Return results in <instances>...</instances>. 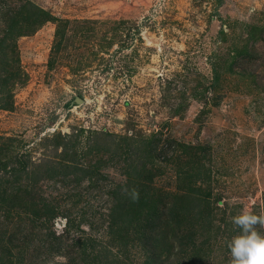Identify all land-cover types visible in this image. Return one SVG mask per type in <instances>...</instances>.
Segmentation results:
<instances>
[{"label":"rangeland","instance_id":"1","mask_svg":"<svg viewBox=\"0 0 264 264\" xmlns=\"http://www.w3.org/2000/svg\"><path fill=\"white\" fill-rule=\"evenodd\" d=\"M29 1L50 17L4 44L0 76H14L0 91V196L60 213L48 229L44 215L0 203V243L26 264H149L154 249L139 237L147 208L124 231L109 227L115 190L141 180L166 202L187 195L202 264H231L232 218L264 210V0ZM3 28L0 18V40ZM57 133L76 138L77 164L96 169L93 179L63 174L72 162ZM18 159L25 170L13 172ZM168 217L147 232L163 230L171 248L152 264L181 260L182 232Z\"/></svg>","mask_w":264,"mask_h":264},{"label":"trees","instance_id":"2","mask_svg":"<svg viewBox=\"0 0 264 264\" xmlns=\"http://www.w3.org/2000/svg\"><path fill=\"white\" fill-rule=\"evenodd\" d=\"M1 4H5L7 0H0ZM14 6L10 5L8 6L9 9H5L3 11L0 10V18L3 22V29L5 31L4 36L0 40V70L7 69L5 66V58L6 54L4 52V44H6L7 39H16L17 36L22 35L25 31V26H39L41 22H44L47 18L50 17V13L48 11L44 10L43 8H40L37 5H34L29 0H16L14 2ZM30 28V27H28ZM59 33V32H58ZM59 48V44L57 46ZM5 62H4V61ZM14 76V74L10 73L9 75H1L0 76V91H7L8 85L10 83L11 78ZM5 100H0V105L6 107V103L3 104ZM69 139L66 138V136H63L60 133L56 134L54 145L56 147H62L64 150L61 154L62 159L65 161H70L72 164H67L66 167H69L70 170H67L63 174L66 176L68 174H77L81 173V176H76V181H82L83 179H93L97 175V170L91 167H82L77 164V162L80 160L79 153L75 150V146L77 143L76 138L68 136ZM96 146V144H95ZM97 149L100 150V147L97 145ZM96 150V149H95ZM97 151V150H96ZM18 162H21V166L18 168L12 167L13 172H20L21 170H25V163L23 164V161L21 159H18ZM99 163V162H98ZM77 164V165H76ZM97 164V162L94 163V165ZM71 165L72 167H70ZM2 167L6 168L8 166V162H4L1 165ZM137 168L134 167L131 171V174L133 172H137V174H134L137 176V178L142 177V170H136ZM80 171V172H78ZM61 171L55 170L54 168H48L45 171V175L54 178L56 176H59ZM135 177V176H133ZM152 178V177H147ZM141 181V180H140ZM140 181H132L131 180V189H136L139 192V199L135 202H133L128 196L124 194L123 191L115 190V202L112 205V208L110 209V230L114 233L116 231H124V229H127L129 226H133L134 219L138 217L140 214L144 212V208H147V216L144 218L143 226L146 227V230H143L139 233V237H141L143 242H150L152 244V249L154 251L151 253L150 258L148 260L149 264H152V262L156 259L157 256L161 253L165 252H171V248L167 246L168 242L165 240V236L162 235L163 230H160L161 236H159V233L153 237H151L147 232L150 229V232L158 230V228H164L161 227L163 223V216H169V222L172 221L174 224L173 231L174 233H180L182 232V240L184 241L181 243V250L180 254L181 260L179 264H202L204 262L203 258V252L200 248L196 245L195 239H194V233L193 230H190L189 224L187 219H184L185 211L189 210L187 206L185 205V199L188 198L187 195H183L182 197L176 196L174 202H166L165 197L163 195H160V193L155 198L148 190L144 189L143 183ZM133 182V183H132ZM163 196V197H161ZM16 197V198H15ZM7 196L4 192V195L0 196V203L7 204L9 203V210L8 212H11V208L13 206H22L23 209L26 207L27 210H31L33 212L34 218L33 221L36 219H39L42 215L45 216L46 220L40 224L42 227L48 228V226H43L49 223L53 217L58 215L60 212L57 210V208L51 204H45L42 205V207L37 206H29L30 204L27 202V200L21 195L16 194ZM167 198V197H166ZM177 199V200H176ZM190 201V200H189ZM188 201V203H189ZM160 203V205L158 204ZM20 210V209H19ZM184 211V214L180 217H176L175 213ZM203 210L199 211L198 214H203ZM65 215V214H63ZM66 217V230L74 226V222L71 217ZM70 218V219H69ZM184 219V221H183ZM136 221V219H135ZM49 229V228H48ZM182 229V230H181ZM180 230V231H178ZM67 232V231H66ZM118 232V233H119ZM146 232V233H144ZM51 236H54V238H62L63 235L58 234L54 235L52 233V230H50ZM62 236V237H61ZM61 240V239H60ZM1 241V240H0ZM62 241V240H61ZM27 244V243H26ZM144 244V243H143ZM25 247V246H23ZM64 248H62V244L54 249L56 251H62ZM151 249V250H152ZM84 255L86 254V250L82 252ZM97 256V255H96ZM85 257V256H83ZM23 260L22 255H17L13 252V247L0 243V264H26Z\"/></svg>","mask_w":264,"mask_h":264},{"label":"clouds","instance_id":"3","mask_svg":"<svg viewBox=\"0 0 264 264\" xmlns=\"http://www.w3.org/2000/svg\"><path fill=\"white\" fill-rule=\"evenodd\" d=\"M124 194L133 202L139 199L136 189H124ZM232 223L240 233L229 243L231 264H264V234L256 230V225L264 227V210L259 215L245 209L232 218Z\"/></svg>","mask_w":264,"mask_h":264}]
</instances>
